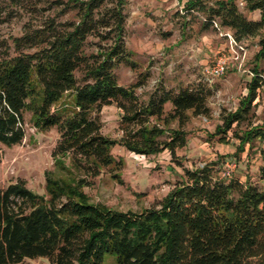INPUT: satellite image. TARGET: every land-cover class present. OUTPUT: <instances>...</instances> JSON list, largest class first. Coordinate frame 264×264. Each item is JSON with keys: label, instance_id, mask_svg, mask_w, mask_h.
I'll use <instances>...</instances> for the list:
<instances>
[{"label": "trees", "instance_id": "1", "mask_svg": "<svg viewBox=\"0 0 264 264\" xmlns=\"http://www.w3.org/2000/svg\"><path fill=\"white\" fill-rule=\"evenodd\" d=\"M239 1L248 11L259 10L258 19L247 18ZM126 3L0 0V22L14 9L38 15L27 18L20 34L0 40V143L23 140L24 112L30 111L38 129L56 128L53 163L66 173L47 170L42 194L21 178L0 188V264L34 257L50 264H103L107 253L116 256L114 264H264V184L219 178L207 164L184 169L157 203L140 210L94 203L83 190L103 168H120L111 152L116 143L144 155L164 149L174 154L186 143L188 111L210 112L203 86L159 85L140 100L135 89L146 77L118 83V64H132L124 41ZM184 10L201 14L204 27L228 28L237 42L257 37L247 93L222 117L214 132L221 134L246 118L264 87V0H186ZM111 103L122 110L118 140L101 132L99 111ZM171 121L178 126L170 127ZM233 132L239 146L264 137L261 127Z\"/></svg>", "mask_w": 264, "mask_h": 264}, {"label": "rangeland", "instance_id": "2", "mask_svg": "<svg viewBox=\"0 0 264 264\" xmlns=\"http://www.w3.org/2000/svg\"><path fill=\"white\" fill-rule=\"evenodd\" d=\"M185 1L127 0L124 41L133 65L121 62L115 72L118 83L124 86L146 77L135 89L140 100H146L159 85L172 89L203 86L209 92L206 103L210 112L193 115L188 111L189 119L182 127L186 132V143L177 147L174 154L164 149L157 154L144 155L117 143L113 145L111 152L116 160H121L120 168L117 164L103 168L99 175L88 177L91 183L83 187L94 203L119 210L149 207L182 178L184 169L207 164L219 178L248 180L259 186L264 184L260 179V167L264 165V137H255L239 146V138L233 135L234 130L240 134L251 127L264 129V87L258 89L245 119L234 122L226 132L214 133L217 125L222 123V117L235 111L247 93L258 49L257 37H246L238 41L237 46L228 28L215 23L204 27L201 14H188L184 10ZM238 7L247 18L258 19L259 10L248 11L240 1ZM13 12L0 22V40L20 34L27 18L38 16L22 8ZM221 58L225 59L227 69L220 76H212L208 69ZM241 58L243 62L238 67ZM169 108L166 104L165 110ZM121 114L122 110L115 103L104 105L99 111L101 132L110 139L118 140L122 135ZM169 126L177 127L178 123L171 121ZM24 128L25 136L20 143L12 146L0 143V188L21 178L28 188L42 194L47 170L66 177L65 172L56 171L53 163L52 150L58 133L55 127L38 129L30 111L24 112ZM221 135L225 136L224 141L219 140ZM166 136L168 133L163 137ZM115 260L114 254L107 253L103 264H114ZM12 264L50 262L46 257H34Z\"/></svg>", "mask_w": 264, "mask_h": 264}, {"label": "built area", "instance_id": "3", "mask_svg": "<svg viewBox=\"0 0 264 264\" xmlns=\"http://www.w3.org/2000/svg\"><path fill=\"white\" fill-rule=\"evenodd\" d=\"M241 2V1H240ZM243 3V2H241ZM217 25V23H215ZM228 36H231L229 33H227ZM231 39L233 40V42L238 46V42L231 36ZM239 47L244 50V48L242 46L239 45ZM240 55L236 56V59L239 58ZM243 62V59L241 58V60H238V67H241ZM227 69V64L225 59H219L211 68L208 69V72L212 75V76H220L222 75Z\"/></svg>", "mask_w": 264, "mask_h": 264}]
</instances>
